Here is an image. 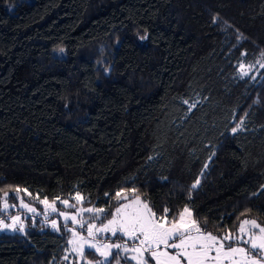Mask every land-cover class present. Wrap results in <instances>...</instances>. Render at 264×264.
Listing matches in <instances>:
<instances>
[{"label":"trees","instance_id":"16d2710c","mask_svg":"<svg viewBox=\"0 0 264 264\" xmlns=\"http://www.w3.org/2000/svg\"><path fill=\"white\" fill-rule=\"evenodd\" d=\"M261 53L264 0H0V204L62 210L79 193L104 209L84 213L83 235L135 197L168 222L187 206L214 234L264 226ZM15 215L24 230L0 233V264H86L67 256L72 223L0 218ZM117 253L135 264L119 250L101 264Z\"/></svg>","mask_w":264,"mask_h":264},{"label":"snow or ice","instance_id":"6c2138e0","mask_svg":"<svg viewBox=\"0 0 264 264\" xmlns=\"http://www.w3.org/2000/svg\"><path fill=\"white\" fill-rule=\"evenodd\" d=\"M218 18L213 17V23H217ZM146 37L142 36L140 39H145ZM239 39V35H238ZM63 51V50H61ZM244 55V53H242ZM264 55V53H261ZM243 67V65H241ZM247 75V72L244 73ZM188 103V101H184ZM194 106V105H193ZM245 116L247 113L244 114ZM244 122V117H241L236 126H234L231 131L233 133L241 129ZM212 155H215L213 152ZM207 164L204 165L207 168ZM203 172L201 173V175ZM200 183L199 178L191 185L192 189H195ZM264 187V186H262ZM2 191V190H0ZM21 189L17 186L14 189L13 197H17ZM27 193V189H23ZM123 191V190H122ZM9 193L4 192L3 196V207L5 209L9 207H15L16 205H9L7 197ZM31 195V193H29ZM108 195L107 193L105 194ZM255 195V193H254ZM115 197H119L122 200H127V196H121V192L118 191L115 193ZM75 199H81L79 193H77ZM41 203H47V198L45 197ZM61 203L68 204L67 200H62ZM143 204V207H134L132 212H125V209L130 206H136ZM21 206L28 208L29 211H35L34 208H31L30 205L26 204L21 200ZM53 211H56L53 205ZM87 212H99L103 213L104 209H93L87 208L84 209ZM246 211H251L246 210ZM170 209L164 207L161 211V214L158 216L147 203L140 201L139 197H135L131 204H119L112 213L108 215L111 216V219H107V222L101 221L99 228L96 227L95 223L87 225V235L92 237L94 235L93 229H96L98 233H111V236H117V232L122 233L124 236H127L130 240L136 241V244L131 248L126 244L122 243H109L103 244L101 247L108 249L109 251H101V247H97V244L92 243L88 240H83L82 244L77 245L74 240H69L68 243L73 245V251L77 252L81 259H84L86 264H93L91 260H88L85 255L84 245L86 244L89 249H94L96 252H99L100 255L105 257V260L111 255L110 249H121L123 248L124 252H132L137 255L131 257L132 260H137L138 264H219V261L222 258L231 257L233 254L240 253L244 256L247 255V250L244 247L234 246L240 241H243L244 244L249 245L250 249L256 252L257 256H260L264 260V226L258 223L255 219H244L240 221L237 228L239 233L234 238L228 234H220L223 230L218 231L217 234H214L212 231L207 229V222L205 221V226L201 227L199 222L195 219H185V216L191 217V212L187 206L179 213V218H173L171 223L166 226V221ZM61 216H64L65 219L71 218L73 221H76V217H69L66 213L61 212ZM243 215V213H241ZM117 216H120V219H117ZM20 217H13V222L19 221ZM99 219V217H97ZM80 227L84 228L85 224L79 221ZM0 225L4 227H9L5 225L3 220H0ZM247 226V227H246ZM53 227H57L56 222L53 221ZM65 227H67L65 225ZM258 229V233H254L251 230ZM72 232V229H68ZM74 235H78L75 234ZM247 235V239H245ZM172 249L173 251H169ZM147 253V257L143 254ZM215 253V255H213ZM67 259V257H65ZM115 264H120L119 253L115 257ZM127 259V258H125ZM96 264H101L100 261H96ZM251 264H261L260 260L256 259V256L251 258Z\"/></svg>","mask_w":264,"mask_h":264},{"label":"rangeland","instance_id":"374dc122","mask_svg":"<svg viewBox=\"0 0 264 264\" xmlns=\"http://www.w3.org/2000/svg\"><path fill=\"white\" fill-rule=\"evenodd\" d=\"M247 69L250 70L251 68H247ZM245 72H248V71L245 69ZM75 197L76 196L73 197L71 202L68 201L69 202L68 204H63L64 209H62V210H60L58 208V206H56L55 204L49 202L48 200H47V203H41L42 200L37 199V201L42 205L43 210L40 211L38 208H36L34 206H30L31 208L35 209L34 212L33 211H29L28 208H24L21 205L19 207L15 206L14 208L13 207H9V208L5 209L3 207V202H2L0 204V215H2L3 213L9 212L12 209L16 210V209L20 208L23 211H25L27 214L41 216L43 219H49L50 217L54 218V219L48 220L49 226L52 229H54V230L59 229V226H60V224L62 222L72 223L73 226L75 227L74 229L72 228V230H73L72 231V233H73L72 240H74L77 245L83 243V240L81 239L82 237H83L84 240H88V241H90L92 243L97 244V247H101L103 244H109L110 242H104L101 239V237L111 236V233H98V232H96V229H93L94 235L92 237H89L87 234L83 235V234H81V233H79L77 231V229L80 228V223H77L76 221H79V222L83 223L82 217H83L84 213H86L87 211H84L85 208L82 207V204L84 203V198L82 196H80L81 199L78 200V199H75ZM126 204H131V202H128ZM49 205H53L55 207L56 211H53L52 207H50ZM134 207H141L142 208L143 204L136 205V206H130L129 208L125 209V212H132ZM61 212L66 213L69 217L75 216L76 217V221H73L71 218L66 220L64 216L60 215ZM15 216L20 217V219H19V221H16L14 223L13 222V217H15ZM15 216H8V217L0 218V220L4 221L5 225H9V227H4L3 225H0V233H16V232H22L24 230L25 224H24V221L22 220V215H15ZM190 218L193 219L192 215H191V217H188L187 215L185 216L186 220L190 219ZM117 219L119 220L120 216H117ZM53 221H55L56 225H57V227H55V228L53 227ZM170 223L171 222L166 221V226H168V224H170ZM96 227L99 228L100 226H96ZM251 231L254 232V233H258V229H252ZM74 233L78 234V235H74ZM117 234L123 235L120 232H117ZM125 237L127 239H129L127 236H125ZM232 237L234 238L235 236H232ZM247 238H248L247 235H245V239H247ZM240 242H241V245H234V246L244 247L247 250V255L244 256V255H242L240 253H236V254H233L231 257L222 258L219 261V264H251V258L253 256H256V259L260 260L261 264H264V260H262L260 256H257L256 252L251 250L249 245L244 244L243 241H240ZM117 243H120V242H117ZM122 244H124V243H122ZM127 245L130 248L133 246V245H129V244H127ZM84 250H85V255L88 253V251L91 252V253L93 252V253L97 254V256L99 257V261L101 263L108 262L109 259L112 256V253L114 251H118L119 250L121 252H124L123 248H121V249L112 248V249H110L111 255L108 257L107 260H105L104 256L100 255V253L96 252L94 249H89L86 244L84 245ZM101 251H109V250L108 249H104V248L101 247ZM169 251H173V250L169 249ZM124 253H128L130 259H131V257L133 255H137L136 253H132V252H124ZM143 255L145 257H147L148 254L144 253ZM213 255H215V253H213ZM67 256H68V258L71 261H77L78 263H80L83 260V259L80 258L79 254L77 252L73 251V245H71V244L69 246V251L67 253ZM132 261L135 262V264H138L137 260H132ZM150 264H151V262H150Z\"/></svg>","mask_w":264,"mask_h":264}]
</instances>
